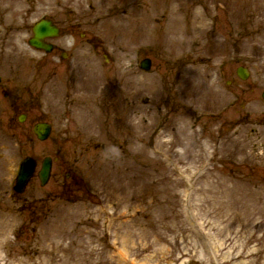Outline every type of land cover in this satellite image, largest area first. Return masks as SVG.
<instances>
[{
  "label": "rangeland",
  "instance_id": "374dc122",
  "mask_svg": "<svg viewBox=\"0 0 264 264\" xmlns=\"http://www.w3.org/2000/svg\"><path fill=\"white\" fill-rule=\"evenodd\" d=\"M43 16L52 53L28 42ZM0 75L54 127L0 142L8 263L264 264V0H0ZM58 151L14 191L24 156Z\"/></svg>",
  "mask_w": 264,
  "mask_h": 264
},
{
  "label": "flooded vegetation",
  "instance_id": "af4514ba",
  "mask_svg": "<svg viewBox=\"0 0 264 264\" xmlns=\"http://www.w3.org/2000/svg\"><path fill=\"white\" fill-rule=\"evenodd\" d=\"M56 23L60 27V35L56 39L60 40V38L62 37V26L60 22L56 21ZM47 41L52 42L55 46V49L57 48L59 42L55 41V39H51V40L48 39ZM66 57H68V54L61 52V57L59 59V62H61L62 60H66ZM55 67L58 68L59 66L56 64ZM64 72L65 70H62V71L55 70V72H53L55 75L54 76L55 86L73 88L75 86V83L73 81L75 80L74 78L70 77L69 79H65L64 76L60 78L59 73H64ZM47 82L48 81H46V83ZM33 83H35V81H33ZM2 84H4V78H2L1 85H0V142L5 141L7 138H10L12 132L14 133L15 137L18 138V140L21 139V137H23L25 138V141H27V138L29 136H30V139L32 140L34 138L37 139V136L34 131L35 124L40 121H49V120L41 118V119L35 120L34 122L31 121V111L30 110L34 108L33 106L34 98L32 96V93H34V89L36 90V87L29 86L31 85V83L28 84L26 87H18V86L2 87ZM100 87L102 86L100 85ZM14 91H17V92H14ZM30 128H31L30 132L32 134L29 135ZM66 133H67L66 131H63V134H66ZM56 136L58 139L57 134ZM33 157L36 160L37 165H39V162H40L39 159L34 155ZM42 160L43 158L41 159V163H42ZM60 160H61V156L59 155V158L54 161L53 167L57 163H59ZM34 178L35 177H33L32 179ZM16 193L22 194L18 192Z\"/></svg>",
  "mask_w": 264,
  "mask_h": 264
},
{
  "label": "water",
  "instance_id": "95a60500",
  "mask_svg": "<svg viewBox=\"0 0 264 264\" xmlns=\"http://www.w3.org/2000/svg\"><path fill=\"white\" fill-rule=\"evenodd\" d=\"M34 36L30 39L29 43L39 49H45L51 51L53 46L44 42L46 36H54L58 33L57 27L50 19H42L37 22L33 27ZM142 68L149 70L151 67V60L146 58L141 61ZM238 74L241 78L246 79L249 76L247 69L239 68ZM264 97V92H263ZM39 138L42 140L47 139L51 132V125L49 123H38L35 127ZM36 167V162L32 157H26L20 165L17 184L15 189L19 192L24 191L29 179L32 177ZM52 169V159L47 157L43 161L41 170L38 175L41 179V183L44 185L48 182Z\"/></svg>",
  "mask_w": 264,
  "mask_h": 264
},
{
  "label": "bare ground",
  "instance_id": "6f19581e",
  "mask_svg": "<svg viewBox=\"0 0 264 264\" xmlns=\"http://www.w3.org/2000/svg\"><path fill=\"white\" fill-rule=\"evenodd\" d=\"M14 224L15 223L12 220L0 218V264H12V262L8 263L10 260V258H8V255L7 254L3 255L2 252L4 250H7V248H8V244L11 240L8 233L10 231V228L13 227ZM57 249L55 250V248H54L52 251V254L50 255L49 259L52 260V263H54V261H53V259H55L54 257L57 256V255H55L57 252ZM40 252L43 253L44 248H41ZM15 264H26V262L24 260H20L18 263H15Z\"/></svg>",
  "mask_w": 264,
  "mask_h": 264
}]
</instances>
